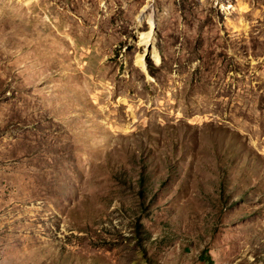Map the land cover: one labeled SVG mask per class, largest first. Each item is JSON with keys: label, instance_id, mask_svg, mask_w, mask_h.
Wrapping results in <instances>:
<instances>
[{"label": "rangeland", "instance_id": "obj_1", "mask_svg": "<svg viewBox=\"0 0 264 264\" xmlns=\"http://www.w3.org/2000/svg\"><path fill=\"white\" fill-rule=\"evenodd\" d=\"M0 264H264V0H0Z\"/></svg>", "mask_w": 264, "mask_h": 264}, {"label": "bare ground", "instance_id": "obj_2", "mask_svg": "<svg viewBox=\"0 0 264 264\" xmlns=\"http://www.w3.org/2000/svg\"><path fill=\"white\" fill-rule=\"evenodd\" d=\"M144 17H145V16L142 17V20H143ZM145 42H146L147 44H149L150 40H149V39H146ZM142 62H143V60H142Z\"/></svg>", "mask_w": 264, "mask_h": 264}]
</instances>
